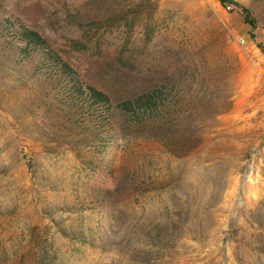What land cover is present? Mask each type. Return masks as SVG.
<instances>
[{
  "label": "rangeland",
  "instance_id": "374dc122",
  "mask_svg": "<svg viewBox=\"0 0 264 264\" xmlns=\"http://www.w3.org/2000/svg\"><path fill=\"white\" fill-rule=\"evenodd\" d=\"M0 17L113 113L86 126L0 48V264H264V0H0ZM147 89L165 93L153 130L116 108Z\"/></svg>",
  "mask_w": 264,
  "mask_h": 264
},
{
  "label": "trees",
  "instance_id": "16d2710c",
  "mask_svg": "<svg viewBox=\"0 0 264 264\" xmlns=\"http://www.w3.org/2000/svg\"><path fill=\"white\" fill-rule=\"evenodd\" d=\"M241 12L244 22L254 29L256 21L251 17L249 10L242 7ZM2 32H6L5 38ZM8 35L11 36L13 43L7 41ZM258 47L264 51V43L258 44ZM0 48L2 51H13L26 60L35 59L38 65L46 67L45 73L48 75L44 81L54 80L53 84L59 86L57 92L62 94V99L65 98L66 113L73 116L79 115V118L84 119L83 122L86 126L109 127L110 121L113 119L111 98L92 86L82 85L74 76L70 66L60 56L48 50L38 33L15 21L0 17ZM46 79L50 80L46 81ZM164 94L162 89H147L122 99L116 106L117 112H120L122 119L126 122L139 124L149 128L148 130H153L161 107L164 105ZM61 111L63 112L64 109ZM94 130L89 132L93 133ZM84 234L81 233L82 238H85Z\"/></svg>",
  "mask_w": 264,
  "mask_h": 264
},
{
  "label": "built area",
  "instance_id": "2783aa9c",
  "mask_svg": "<svg viewBox=\"0 0 264 264\" xmlns=\"http://www.w3.org/2000/svg\"><path fill=\"white\" fill-rule=\"evenodd\" d=\"M224 7L226 8V9H231V4H229V3H225L224 4ZM240 42H242L243 41V39L240 37L239 39H238Z\"/></svg>",
  "mask_w": 264,
  "mask_h": 264
}]
</instances>
